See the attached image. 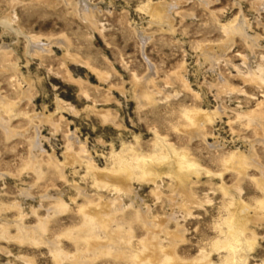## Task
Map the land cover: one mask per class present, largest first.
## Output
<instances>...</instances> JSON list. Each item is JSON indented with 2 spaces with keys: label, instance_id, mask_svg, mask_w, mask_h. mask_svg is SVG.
I'll list each match as a JSON object with an SVG mask.
<instances>
[{
  "label": "rangeland",
  "instance_id": "1",
  "mask_svg": "<svg viewBox=\"0 0 264 264\" xmlns=\"http://www.w3.org/2000/svg\"><path fill=\"white\" fill-rule=\"evenodd\" d=\"M86 1L91 13L83 19L79 0H0V22L12 21L11 29L0 23V264H76V257L80 264L119 263L85 248L86 214L100 208L113 216L121 249L143 253L148 226L152 233L164 221L168 232L180 228L179 259L210 254V263L220 264L226 252H211L212 244L225 238L235 200L246 205L249 221L232 261L264 264L257 205L264 200V3L255 7L264 0ZM162 2L176 6L166 20L152 19ZM237 19L246 37L232 34L221 53L224 29ZM29 37L67 45L38 54L28 49ZM207 46L216 62L203 55ZM188 111L213 115L191 131ZM68 149L82 159L70 162ZM121 151L128 161L131 153L164 155L167 162L156 167L161 179L153 185L134 175L130 193L96 188L87 163L115 171L113 155ZM236 152L251 159L243 174L228 163ZM175 155L193 165L183 172L193 198L186 205L181 196L168 200L177 191ZM57 199L64 209H53Z\"/></svg>",
  "mask_w": 264,
  "mask_h": 264
},
{
  "label": "bare ground",
  "instance_id": "2",
  "mask_svg": "<svg viewBox=\"0 0 264 264\" xmlns=\"http://www.w3.org/2000/svg\"><path fill=\"white\" fill-rule=\"evenodd\" d=\"M263 3L264 1L260 3H255V7H257L259 10L260 6H262ZM173 6H176V4L169 5L165 2H162L156 5L155 8L151 10L152 19H155L158 21L166 20L165 15ZM78 11L81 17L83 19H86V17L90 16V13H91L90 4L86 0H79ZM11 22H12L11 20L9 21L5 19V20H1L0 23L7 26L9 29H11L12 27ZM243 26H244V22L238 21L237 19L235 20L233 25L229 26L230 28L226 29L224 27L225 28L224 33L226 34L227 37H226V40L221 42L219 45L221 53H224L225 52L224 50H227V48L232 45V40H233L232 34L238 33L243 38L246 37V35L243 33V29H242ZM139 37L141 39V46H142L141 49L143 50L145 39L141 35ZM250 40H251V47H253L255 42L257 41V37H252ZM26 42H27L28 49L32 50L34 53L38 51L37 52L38 54H40L39 52H44V53L51 52L50 51L51 45H57L58 43H60L62 46L67 45L64 42V40H62L61 38L56 39V40H53V39L48 40V44H44L41 42L39 38L29 37V38H26ZM202 52L207 60H210L213 62H216L218 60V56H216L215 53L212 52V47L210 46H207L206 48L204 47L202 48ZM145 60L149 68L148 75L151 76L153 75L152 71L154 69V66L147 60V58H145ZM139 93L141 94V92ZM3 103L0 102L1 108H5ZM215 113H218V112H215ZM212 115H213L212 113L205 112V111H188V112H185L183 116L185 120L189 123V128L191 129V131H195L198 125L199 127H202L205 122H208ZM6 131H7V134L10 133L9 129H6ZM70 138H72V135ZM74 142H76L75 139H74ZM37 147L39 148L38 145L35 146V148ZM130 151H133V150H130ZM127 154H129V152ZM122 155H124L122 151L118 154L113 155V158L115 159L114 161L116 162L115 164L113 163V165L115 166L117 164L116 167L118 166L117 167L118 169H116L115 171H114L115 167L114 169L111 167L113 171L99 170L97 169V167L92 165L90 162L87 163V167H88L87 169L91 171L94 177V185L96 186V188H103V189L112 188L113 191L115 192L123 191L126 193H130L132 191L130 181L134 175H139L140 181H147V182L152 183L153 185H156V182L161 179L162 174L158 172V168L161 167L162 164L167 162V158L164 155L161 154L160 157L158 156L153 157L152 155V157L150 156L148 158H145V157H142L141 155L138 156L137 153L136 154L131 153V157L129 161L128 159L124 158L125 156H122ZM82 157H83L82 154L80 153L77 155L73 154L70 149H68L66 153V158L70 162H74V160H81ZM228 163L235 166V169L239 174H243L245 169L249 165H251V159L248 156H244L241 153L236 152V153H233L231 157L228 159ZM192 167L193 165H188L184 161H181L180 159H178L177 155L174 156L172 165H170V173H171V177L175 179V182L177 185V191L176 193H173L168 197V200L171 205L174 204L177 196L182 197L185 205L193 201L192 194L188 187L189 183L186 178L187 177L186 174H188V172H191ZM183 172H185L186 174H184ZM256 184L260 190H263V179L256 180ZM57 202L58 204L53 206V209L55 211L57 209L62 210L65 208V205L60 199H57ZM257 205L260 210L264 211V200L258 202ZM105 206L107 207V205ZM90 208L91 207H89V209ZM246 211H247L246 205H244L240 201L235 200L229 204V210H227V212H229L227 215L228 217L223 221V225L226 227L225 238L223 239L222 242L220 241V239L215 240V242H213L212 244V249H211V252L218 253L221 250L226 252L225 257H223L224 259L220 264H234L233 263L234 260L232 261L231 256L234 255V248L236 247L238 243V240H237L238 237L244 233L245 228H246V223L249 221ZM90 212H93V211L91 210ZM86 215L89 217L86 216L87 225H86L85 231H87V236H85V239H84V242L86 243L85 248L87 247L86 249L90 253L94 254V256L96 253L102 256L106 255V257L108 256L112 258V260H115L116 262L118 261L119 263L117 264H211L210 259H209L210 254L205 255L203 253L205 256L201 255L202 257H199L200 259L198 258V260H195L192 262H185L178 258V256L176 255L175 249H174V247L176 246L175 244L176 238H182L180 235L181 232H180V228L178 225L176 226V231L168 232L166 229V224H165L166 222L160 221L152 233H151V226H148L150 229V232H148L147 239L150 238L151 240L147 245L144 244L143 247H141L143 248L144 251L143 253L142 252L140 253V252H137L138 250L136 252L133 251V249H131L132 247L121 249V248H124L122 247V245L123 243H125L123 242L124 239L121 236L122 234H120L119 229L111 230L110 228V225H112V223L114 222L113 216L109 217V215L103 214V211L101 208L99 210H94V213L92 215H89V214H86ZM138 219H141L140 216ZM44 229H45L44 224L40 223L39 230L43 231ZM97 231L105 235L104 236L106 237L105 238L106 242L104 241L105 243L101 244L99 242L95 234ZM222 232L223 231H220L219 233H222ZM159 233H161L165 237L164 241L167 242L168 240L169 242V244L167 243L169 245V246L167 245L168 247L163 246V243L165 242L164 241L162 242L160 237L159 238L157 237L159 236L158 235ZM153 235H155L157 238H154ZM121 238L123 239V241H121L123 243L121 247L119 248L118 246L120 245L118 244L121 243L119 242ZM109 247H111L112 250H109ZM57 250L59 251V249ZM145 251L146 252L149 251V253L145 255L144 254ZM77 258H80V257H76L72 261H74L76 264L82 263V261L80 262L81 259L79 260ZM55 259L57 260V258Z\"/></svg>",
  "mask_w": 264,
  "mask_h": 264
}]
</instances>
